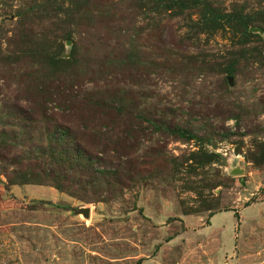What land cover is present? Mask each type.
<instances>
[{"label": "rangeland", "instance_id": "1", "mask_svg": "<svg viewBox=\"0 0 264 264\" xmlns=\"http://www.w3.org/2000/svg\"><path fill=\"white\" fill-rule=\"evenodd\" d=\"M58 87L77 109L45 112L117 174L66 192L0 162V264H264V0H0V111Z\"/></svg>", "mask_w": 264, "mask_h": 264}, {"label": "trees", "instance_id": "2", "mask_svg": "<svg viewBox=\"0 0 264 264\" xmlns=\"http://www.w3.org/2000/svg\"><path fill=\"white\" fill-rule=\"evenodd\" d=\"M203 18L204 22L221 23L220 18L215 16L209 17L205 14ZM222 18L226 19L229 24L233 22L240 24L244 29V37L247 38L252 35L248 33L249 25L244 15H240L237 18L232 15H226L222 16ZM47 59L51 66L63 60L52 52L47 53ZM228 73L233 75V68H229ZM67 90H73V88H68ZM55 92L57 94H53L55 96L37 97L23 101L17 99V103H12V106H8L9 102L4 103L5 106L0 111V126H2V131H0V162L7 164L11 160V155H15L12 159L16 161L12 165H14L15 169L17 167L15 172L21 183H53L60 191L66 192L70 187L66 186V183L76 186L86 185L92 189L102 188L103 184L99 180L108 178V176L111 177L117 173L96 169L95 158L86 148L89 147L91 149L93 147V139L84 138L83 140L75 137V131L85 134L90 129L85 127V131H82L80 128L82 121H72L74 113L67 115L68 118L71 117V120L68 121L70 126L48 116L45 110L52 103L63 108H70L71 112L77 109L75 107L77 99L74 101L73 95L66 93V88L60 89L58 87ZM20 102L24 103L25 106L19 105ZM83 103L88 109H93L94 111L100 108L99 103L93 100L90 102L86 99ZM17 109L21 112L17 113ZM108 109L115 110L112 107ZM95 115H97L96 112H94L93 116ZM39 118L42 120H39ZM42 121L44 126L46 125L44 132L40 131V122ZM115 122L117 123L118 121L116 120ZM116 123L113 124L114 128H116ZM153 125L159 128L160 131H162L163 127H167L169 134L175 135L177 138L194 139L193 132L174 122L163 123L159 118V120L155 119ZM22 147L29 148V154L31 155L29 158L27 154L23 153L24 148ZM24 168H26L25 171ZM39 173L45 174L40 176ZM109 183L110 181L104 184ZM116 183L122 185L124 182L119 180ZM236 216L239 219L238 213H236Z\"/></svg>", "mask_w": 264, "mask_h": 264}, {"label": "water", "instance_id": "3", "mask_svg": "<svg viewBox=\"0 0 264 264\" xmlns=\"http://www.w3.org/2000/svg\"><path fill=\"white\" fill-rule=\"evenodd\" d=\"M260 29L258 28H251L250 31L255 33L257 31H259ZM229 82L232 84L233 83V78H229ZM85 216L89 217L90 216V211L89 209L85 210L84 213H83Z\"/></svg>", "mask_w": 264, "mask_h": 264}]
</instances>
